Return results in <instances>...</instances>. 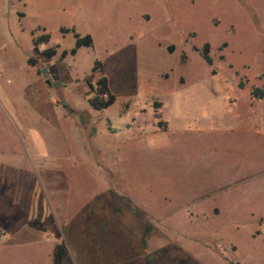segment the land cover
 Segmentation results:
<instances>
[{
	"label": "rangeland",
	"instance_id": "obj_1",
	"mask_svg": "<svg viewBox=\"0 0 264 264\" xmlns=\"http://www.w3.org/2000/svg\"><path fill=\"white\" fill-rule=\"evenodd\" d=\"M263 83L264 0H0V264H264Z\"/></svg>",
	"mask_w": 264,
	"mask_h": 264
},
{
	"label": "trees",
	"instance_id": "obj_2",
	"mask_svg": "<svg viewBox=\"0 0 264 264\" xmlns=\"http://www.w3.org/2000/svg\"><path fill=\"white\" fill-rule=\"evenodd\" d=\"M61 33L71 32L73 37L72 46L65 50L61 49L59 52L56 51L58 45H52L41 49L39 51L37 45L41 43H46L48 41V34L41 33L38 36L31 37V53H39L42 57L48 59L56 56L58 60H62L67 55H74L76 50L79 47H90L91 46V37L88 34L80 35L74 32L72 29L67 28H59ZM194 50L198 52L199 57L203 60L206 65L211 64V58L208 55L209 44L207 42H203L199 48L193 47ZM39 51V52H38ZM27 65L34 66L37 62V59L32 56H28L25 60ZM91 72H96L97 77L94 80V84L92 87V97L90 100V107L95 111L102 110L108 107L114 101V95L109 91L107 85V79L103 74L102 65L99 60H93L92 66L90 69ZM238 87H241V84H238ZM249 95L253 98H264V83L261 87H252ZM159 105V103H152L153 107V117L155 118V126L159 129L165 128V122L160 121L158 113L154 110ZM157 119V120H156ZM264 129V127H263ZM57 238V237H56ZM67 257V249L63 240L57 238V242L52 247L51 251V264H65V259Z\"/></svg>",
	"mask_w": 264,
	"mask_h": 264
},
{
	"label": "water",
	"instance_id": "obj_3",
	"mask_svg": "<svg viewBox=\"0 0 264 264\" xmlns=\"http://www.w3.org/2000/svg\"><path fill=\"white\" fill-rule=\"evenodd\" d=\"M41 77H44V73L42 72L41 74ZM47 81V80H46ZM86 84H87V86H88V88H89V91H91L92 90V87H91V85H90V83L88 82V81H86ZM87 102L89 103V105H90V100L88 99L87 100Z\"/></svg>",
	"mask_w": 264,
	"mask_h": 264
},
{
	"label": "crops",
	"instance_id": "obj_4",
	"mask_svg": "<svg viewBox=\"0 0 264 264\" xmlns=\"http://www.w3.org/2000/svg\"><path fill=\"white\" fill-rule=\"evenodd\" d=\"M53 246H54V245H53ZM53 246H52V247H53ZM51 251H52V248H51Z\"/></svg>",
	"mask_w": 264,
	"mask_h": 264
},
{
	"label": "flooded vegetation",
	"instance_id": "obj_5",
	"mask_svg": "<svg viewBox=\"0 0 264 264\" xmlns=\"http://www.w3.org/2000/svg\"><path fill=\"white\" fill-rule=\"evenodd\" d=\"M91 92H92V90H91Z\"/></svg>",
	"mask_w": 264,
	"mask_h": 264
}]
</instances>
